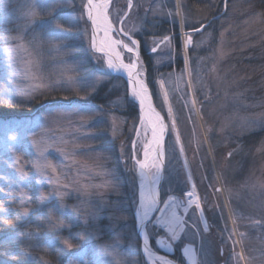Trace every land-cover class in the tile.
I'll list each match as a JSON object with an SVG mask.
<instances>
[{
  "label": "rangeland",
  "instance_id": "obj_1",
  "mask_svg": "<svg viewBox=\"0 0 264 264\" xmlns=\"http://www.w3.org/2000/svg\"><path fill=\"white\" fill-rule=\"evenodd\" d=\"M86 4L0 0V106L11 109L0 112V227L25 242L23 263L141 264V254L151 264L137 233V162L152 130L139 126L140 101L126 79L92 47ZM131 5L113 0L107 16L127 45L119 62L135 64L164 125L149 243L194 245L197 264H264V0ZM26 60L39 80L25 72ZM103 90L108 103L98 102ZM190 192L199 208L185 211Z\"/></svg>",
  "mask_w": 264,
  "mask_h": 264
},
{
  "label": "snow or ice",
  "instance_id": "obj_2",
  "mask_svg": "<svg viewBox=\"0 0 264 264\" xmlns=\"http://www.w3.org/2000/svg\"><path fill=\"white\" fill-rule=\"evenodd\" d=\"M108 3L109 0H87V4H86V9H87V15H88V19L92 22L93 28L94 30H103L105 33V37L108 36V32L111 29V24L108 21V16H107V8H108ZM131 0H129V8H131ZM29 15L31 16H35L37 15L36 11H31L29 13ZM57 27H59V25H56ZM133 43H136L135 41H133ZM188 44L191 43V38L188 39L187 41ZM21 50H24V46L23 45H19ZM92 47L96 50V51H105V47H106V42L105 41H101L100 42V46L97 45V41H96V37L95 34L93 35L92 38ZM124 47H127V45H124ZM128 51H132L131 48L128 49ZM117 59H119V54H117ZM33 61L31 60H26L24 62V69L25 72L32 77L35 80H39V76L36 74V72L33 69ZM107 66L110 69H113L115 71H120L121 69L127 71L128 75L130 78L133 77V71L135 69V64H130V65H126L123 64L122 62L117 64L113 61V59L111 58V56H109L108 60H107ZM135 84L137 85V87L133 88V96L136 97L139 101H140V105H141V111L142 113L145 112V105L147 102V109H148V113H149V117H148V122L152 127V141L149 142V144L145 145V151H144V156H145V160L143 162L138 161L137 163L139 164V168H140V177H141V184H140V209H143V216H147V213L149 211L152 210V208L155 207V195L153 193L152 189H146V185H145V180L148 178L147 177V173L144 171L145 168L149 167V163H148V157H149V145L150 144H157L159 145L161 139H162V133L164 131V125L161 122V118L159 117L158 113H155V110L151 107V103H150V98L147 95V89L146 87L143 85V83L139 80H135ZM42 87L41 84L37 83L33 86V91ZM155 115V119H153L152 115ZM141 122H144V117H141ZM174 127V124H173ZM159 132V135H158ZM178 139V138H177ZM160 155L162 156V152L160 153ZM152 167H157L156 164H152ZM43 167H47L50 168L54 173L56 171L55 166L52 165L51 163H46L45 165H43ZM21 175H26V173H24V170L21 168L20 169ZM159 168L157 167V174L152 178V184L155 185L158 181H159ZM25 196L27 195L26 193L24 194ZM189 196L193 195V193H188ZM41 197L43 198V194H41ZM189 203L191 204L192 201H189ZM167 206V205H166ZM196 206L197 208H199V203L198 201L196 202ZM29 212L28 207H23L22 208V215L23 216H27ZM49 215H51V213H49ZM137 215H140V212L138 211ZM21 218L20 215H18L16 217L17 220H19ZM141 222H143V217H141ZM255 223H260V221H255ZM63 225V221L60 222L59 226ZM207 230V229H205ZM173 239L176 238V233L173 232ZM83 238V237H81ZM146 239V238H145ZM63 243L68 247V248H72L73 245L71 243L70 240L65 239L63 241ZM102 251H104L105 253L108 254H113L110 253L108 249H103ZM145 251H147V249H145ZM187 251V250H186ZM240 256V259L242 260L244 257L242 254H237ZM79 264H85L84 260L81 258L79 261Z\"/></svg>",
  "mask_w": 264,
  "mask_h": 264
},
{
  "label": "bare ground",
  "instance_id": "obj_3",
  "mask_svg": "<svg viewBox=\"0 0 264 264\" xmlns=\"http://www.w3.org/2000/svg\"><path fill=\"white\" fill-rule=\"evenodd\" d=\"M109 23H110V21H109ZM112 28L113 27H111L110 31L108 32V36L107 37H105V33H104L103 30H96L95 37H96V41H97V45L98 46H100V42L101 41H105L106 42V47H105V51L104 52L109 54L114 62H115V59L119 62V61H122V59L124 57V55L121 52L120 48H122V49L125 48L126 49V47H124V46L120 47L121 46L120 43L114 38V36L112 34V31H113ZM117 54H119V59H117ZM119 63H121V62H119ZM151 115H152L153 119H155V115L154 114H151ZM143 117H144V122L143 123L146 124L144 126L147 127V125H148L150 127V129L152 130V127H151V125L148 122L149 113H148V109L147 108L145 109V112H143ZM148 133H150V132H148ZM158 135H159V132H158ZM150 139H151L150 141H152V138H150ZM161 152H162V155H163V151L160 149V144L159 145H157L155 143L150 144L149 145V157H148V163H149L150 166L144 169V171L147 173V177H148L145 180L146 189H152L153 190V193L155 195V200H156V195H157V191H158V187H157L158 182L155 185H153L152 184V178L157 174V167L159 168L160 161H163L161 159L162 156L160 155ZM142 160L143 161L145 160V156H144V159H142ZM152 164H156L157 167H152L151 166ZM138 182H139V185H140L141 184L140 173L138 174ZM189 199H190L189 201H192V203L191 204L188 203L187 208L183 209L185 211H187V210L191 209L193 206H195L196 202L198 201V199H196L195 195L190 196ZM153 210H155V207L152 208V210L147 213V216H149V213L154 212ZM143 212H144V210L140 209V221H141V217H143V220L147 219V216H143ZM148 260L150 261L151 264H155L153 262V258L152 257L148 256Z\"/></svg>",
  "mask_w": 264,
  "mask_h": 264
},
{
  "label": "water",
  "instance_id": "obj_4",
  "mask_svg": "<svg viewBox=\"0 0 264 264\" xmlns=\"http://www.w3.org/2000/svg\"><path fill=\"white\" fill-rule=\"evenodd\" d=\"M90 23L92 25V22L91 21H90ZM91 28H92L93 35L96 34V30H94L93 25H92ZM105 56L109 58L110 55L107 54V53H105ZM120 74H121L122 77H124L126 79L127 83L129 84L130 90L133 93V88L134 87H137V85L135 84V79H134V76L135 75H133V77L130 78L129 75H128V73L125 70H123V69L120 70ZM130 79L133 81L132 83L129 81ZM150 103H151V107L153 108L154 106L152 105L151 99H150ZM146 108H147V102H146V105H145V109ZM154 110H155V113H158L159 114V117H161V114L156 109H154ZM139 119H140L139 126H141V123H142L141 122V116H140ZM164 140H165V137L163 136L162 139H161V141H160L161 142L160 143V148H162V145H163ZM162 165H163V163H162ZM160 175H162V173ZM158 190H159V186H158ZM155 204H156L157 207L160 205V202L158 201V193L156 195V203ZM166 208L167 207H165L162 210V213L164 212V210H166ZM162 213L160 214V216H162ZM150 217H151V214H150ZM147 221H149V219L148 220L145 219V220H143V222L140 223V225H139V231L137 232L138 235H139V238L142 241V245H143L144 251H145V249H147V251H145L144 253H147V254L151 255L156 260H161V261L169 262V263H172V264H179L177 262H174L171 259L174 256V254H175V247H174V245L167 238H159L156 241V248H157L158 251H156L151 246V244L149 243L147 234H146V230H145L146 225H147ZM181 253H182V256L184 258L185 264H197V262H198L197 261L198 260V253H197L196 246L187 244L181 250Z\"/></svg>",
  "mask_w": 264,
  "mask_h": 264
},
{
  "label": "trees",
  "instance_id": "obj_5",
  "mask_svg": "<svg viewBox=\"0 0 264 264\" xmlns=\"http://www.w3.org/2000/svg\"><path fill=\"white\" fill-rule=\"evenodd\" d=\"M263 13H264V7H263ZM143 55H146L145 50H144V54ZM144 57H146V56H144ZM100 92H101V94H99V93L97 94L99 96L98 97V102H103L105 100L108 103L109 100H107V99H109V95L106 94V91H104V90L100 91ZM72 100H74V99H70V101H72ZM60 102L62 104L63 103L64 104H68V102L66 103L64 100H61ZM75 102H78V104H80V105H84V102H82L80 100L75 101ZM53 104H54V102H52V100H50V101L43 102L42 105H40V107H37V108L45 109L47 107L49 108V107L53 106ZM0 107H1L0 108V112L1 113H8L11 110L10 108H3L2 105ZM130 108L131 109H129V110H132V112H133V113H131L132 116H134L135 119H138L139 118V114H138L137 109L135 107H133V106L130 107ZM12 111L16 112V113L17 112L21 113L20 109H16V110H12ZM9 223H10V220H9ZM16 233L17 232H15V230H13V227H10V226H7V227H2L1 226L0 227V264H9V263L10 264H30V263H26V262L23 263L22 262V260H23V259H21V258H23L22 255L28 254L29 251L27 250L26 247H24L25 242L22 243V242H19V240L17 241V239H13L14 235ZM140 259H141V264H145L141 254H140ZM174 259L177 262L184 263L180 252H178L177 255L174 256ZM62 262H63V260H62ZM62 262H59V264H61ZM31 264H33V262Z\"/></svg>",
  "mask_w": 264,
  "mask_h": 264
},
{
  "label": "flooded vegetation",
  "instance_id": "obj_6",
  "mask_svg": "<svg viewBox=\"0 0 264 264\" xmlns=\"http://www.w3.org/2000/svg\"><path fill=\"white\" fill-rule=\"evenodd\" d=\"M178 252H179V251L176 252V255H177Z\"/></svg>",
  "mask_w": 264,
  "mask_h": 264
}]
</instances>
